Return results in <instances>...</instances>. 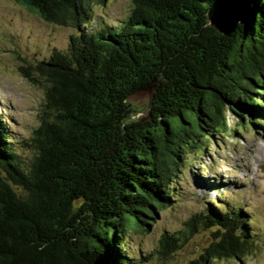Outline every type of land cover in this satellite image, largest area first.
Masks as SVG:
<instances>
[{
  "label": "trees",
  "instance_id": "1",
  "mask_svg": "<svg viewBox=\"0 0 264 264\" xmlns=\"http://www.w3.org/2000/svg\"><path fill=\"white\" fill-rule=\"evenodd\" d=\"M19 1L75 32L36 65L43 116L20 147L0 117V264H132L125 236L172 205L187 154L228 130L226 113L264 125V0L229 35L208 23L213 0H130L123 20L95 28L92 5L107 0ZM150 83L137 116L128 99ZM240 208L208 202L161 233L154 264L206 230L210 241L184 264L251 254Z\"/></svg>",
  "mask_w": 264,
  "mask_h": 264
},
{
  "label": "rangeland",
  "instance_id": "2",
  "mask_svg": "<svg viewBox=\"0 0 264 264\" xmlns=\"http://www.w3.org/2000/svg\"><path fill=\"white\" fill-rule=\"evenodd\" d=\"M130 8V0L94 4L91 26L95 28L100 18L114 25L126 17ZM74 32L71 26L45 21L19 0H0V117L19 147L43 116L45 81L36 72V65L53 51L65 50ZM21 67L36 80L25 77ZM149 98L148 90H139L129 97L138 110L137 116H145ZM226 121L225 133H214L204 150L187 154L172 205L158 212L149 230H130L125 236L132 264L163 262L153 251L161 233L180 229L188 216L208 202L221 206L240 204L247 218H251L250 229L256 234L251 254L240 259H219L212 264H264V125L253 129L230 113H226ZM20 152L23 156L29 154L23 149ZM206 184L218 188L208 190ZM210 239L209 230L199 231L164 262L184 264L196 257Z\"/></svg>",
  "mask_w": 264,
  "mask_h": 264
},
{
  "label": "water",
  "instance_id": "3",
  "mask_svg": "<svg viewBox=\"0 0 264 264\" xmlns=\"http://www.w3.org/2000/svg\"><path fill=\"white\" fill-rule=\"evenodd\" d=\"M253 0H213L207 11L208 23L220 33L229 35L237 24L247 21L252 8ZM154 84L150 83L139 90H148L152 93ZM138 90V91H139Z\"/></svg>",
  "mask_w": 264,
  "mask_h": 264
}]
</instances>
